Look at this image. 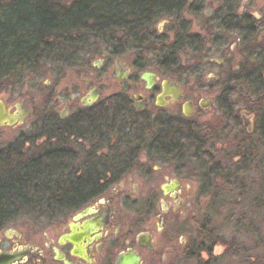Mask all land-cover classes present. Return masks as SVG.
<instances>
[{
    "label": "flooded vegetation",
    "instance_id": "af4514ba",
    "mask_svg": "<svg viewBox=\"0 0 264 264\" xmlns=\"http://www.w3.org/2000/svg\"><path fill=\"white\" fill-rule=\"evenodd\" d=\"M170 3L168 17L161 18V31L167 28V33H156L168 41L172 54H207L205 46L221 41L217 31L238 35L233 26L239 19H261L246 13L248 0ZM9 28L0 23V37H7L0 42L4 71L14 64ZM148 30L154 32L152 26ZM143 60L116 59L115 79L103 78L101 84L81 75L80 85L70 87L72 80L61 93L52 88L46 104L21 102L30 110L24 124L35 121L6 146L11 159L0 161V192L17 201L9 204L0 226V264H117L128 254L144 264L158 241L167 248L178 238L180 258L192 249L207 252L202 250L206 245H191L186 237L185 201L191 191L185 183L195 174L184 154L190 151L191 134L199 130L189 121L212 106L217 90L208 87L218 76L207 73L208 62L154 70ZM173 85L178 94L163 95L164 87L176 92ZM219 92L224 99L225 92ZM32 181L49 185L32 193ZM50 181H56L55 190ZM63 182L71 191H63ZM204 194L202 186L199 195Z\"/></svg>",
    "mask_w": 264,
    "mask_h": 264
},
{
    "label": "trees",
    "instance_id": "16d2710c",
    "mask_svg": "<svg viewBox=\"0 0 264 264\" xmlns=\"http://www.w3.org/2000/svg\"><path fill=\"white\" fill-rule=\"evenodd\" d=\"M170 1L7 0L4 5H0V23L1 25L7 23L10 25L8 38L11 41L10 49L13 51L14 64L9 71H4L0 67V78L9 74H19L20 71H28L30 67L33 68L42 61H49L52 56L59 63L70 66L84 54L86 55V46L93 41L102 44L110 43L112 46L115 44L116 52L119 49H131L137 52L142 49L143 45L152 43L151 47H153L149 50V54L155 50L154 45L160 43V47L157 45L158 49L156 48L159 50L157 54L162 55L161 52L163 51L169 52V48L162 45L165 39L161 35L150 32L148 28L157 19L168 17L172 6ZM258 28V21L255 20L239 19L234 24L233 30L240 37L244 47L243 53L253 49V46L250 47L251 49H245V47L251 42L254 44ZM6 39L7 37H0V42H4ZM116 54L113 53L114 56ZM141 54L144 53H138V56ZM167 57L166 54L163 57V62L158 61L159 65L163 66V70H167L168 65L174 60ZM262 61L264 62V58ZM238 74H240L238 76L239 82L228 86L224 99L222 98L218 102L221 110L219 123L207 124L202 128V131L199 129L189 138L190 150L193 149L195 153H203V155L208 153L209 155L206 154L209 157L207 160L212 158L208 170L210 181L213 182L212 186L215 183V175L220 172L219 170L222 172L230 166L251 162L261 151H264V70L255 74V78H250V82L246 78L245 68L240 67ZM242 97L254 98L253 103L251 105L248 104V101L244 103ZM41 101L43 104L47 103L46 98ZM240 104L246 105L245 108L250 109L251 114L255 115L260 124L257 123L258 126L250 135L246 134L239 126L240 128L237 130L234 129V135L227 137V132H224L225 129L220 125L222 122L230 121V116L236 115L233 112L234 107ZM235 119L238 120L236 116ZM240 132H243V135ZM213 134L221 135L222 142L214 145H209L210 141L205 142ZM254 134L258 135V141L255 143L250 141L249 143V139ZM7 152V149L0 151V161L11 159ZM235 158L239 160L234 162ZM240 180L237 178L235 180L228 179L227 183L231 187L237 188ZM55 182L51 184L50 181V184L54 186L53 190H55ZM48 185L49 183L45 181L41 183L32 181L30 189L32 193H36L40 187L45 189V186ZM56 185L58 184L56 183ZM63 185L64 192L71 191V189L67 190L68 186H65L64 182ZM227 185L213 186L216 192L214 191L212 194L209 206V213H211L213 221L210 220L209 223L218 227H221L223 222L241 223L244 214L257 218L256 209H261L262 212L263 206L257 202L258 198L255 196V203H250L249 200V204L246 194L241 193L242 196L239 194L240 196L235 197L230 194L228 190L230 188L227 189ZM262 191L264 192L263 189ZM45 192L47 191L45 190ZM12 202L17 201L13 198H7L5 194L0 192V226L2 219H6V209ZM260 215L264 216V214ZM263 216L260 217L264 220ZM243 225L245 224L243 223ZM208 233L211 234V230ZM217 245L225 247L224 253L219 257L214 256V248ZM202 250H207V252L201 251V249L197 251L192 249L191 253L188 256H183L179 263L210 264L230 255L233 259L237 257L236 264H264V236L260 241L254 239V241L246 244L232 242L226 244L224 241L215 238ZM237 253L239 256L236 255Z\"/></svg>",
    "mask_w": 264,
    "mask_h": 264
},
{
    "label": "rangeland",
    "instance_id": "374dc122",
    "mask_svg": "<svg viewBox=\"0 0 264 264\" xmlns=\"http://www.w3.org/2000/svg\"><path fill=\"white\" fill-rule=\"evenodd\" d=\"M6 2L7 0H0V5H4ZM245 11L246 13L261 18L260 21H258L259 28L256 33L254 44L251 42L250 45H248L249 47H245V49H251L250 47L253 46L251 51L243 53L244 47L238 35L224 33L223 31L216 32L211 29L210 31L212 34L216 32L217 36L220 35L219 38H221V41L216 44L205 46L208 51L207 54H193L185 51L172 54L171 51H163L161 52L162 55H159L157 54L159 50H156V48L158 49V43L154 45L155 50L150 54L149 50L153 47H151L152 43H148L150 45H143L142 49L138 50L139 54L144 53L143 55L141 54L144 59L140 61L141 64L144 65L145 68L154 70H158V61L163 62V57L166 54L170 59H174L171 63H178L184 65L186 68L198 66L200 63H210V68L207 70V73L217 75L218 80H211V86L208 87V89H216L217 94L215 93L213 104L208 108L205 114L195 116L194 119L189 121L191 126L200 129V131H202V128L207 124H214V122L219 123L221 118V110L218 105V102L221 100L219 91L227 93L228 86L239 82L238 76H240V74L234 72L236 68H245L248 82H250V78H255V74L261 73L264 70V62L262 61L264 58V0H248ZM152 29L154 30V34H157L156 31H161V18L153 23ZM160 33L166 34L167 28H164ZM114 45L112 46L110 43L102 44L101 42L93 41L86 46V55L84 54L77 62L74 61L70 66L59 63L52 56L49 61H42L35 65V67H30L28 71H20L19 74H9L5 78L2 77L0 78V100H3L8 109H13L16 103L28 100L32 102L31 105L35 106L45 98L46 93L52 88H55L57 92L61 93L66 88L67 90L69 89V82L72 80L73 83L70 87L73 85H80L81 75H83V79H97L100 81V84L103 78L107 80L115 79L114 63L116 59L123 60L126 63L129 61V63L133 64L136 58L141 55L136 57L135 51L131 49H119L116 52L115 49L117 48L114 47ZM162 45H164L165 48L169 47L167 40H165ZM158 46L160 47V43ZM113 53H117L116 57H114ZM216 60L222 61L221 64L215 63ZM97 61H103L102 65ZM96 66L100 67L96 69ZM102 85L103 87H107L108 83L104 82ZM195 91L204 92L200 87H197ZM105 93L106 92H104V94ZM241 99L244 103L248 101L249 105H251L254 100V98L247 99V97H242ZM245 107L247 106L243 104L236 105L233 110L236 115L230 116V121L221 123L220 127L225 129L224 132H227V137L234 135L235 130L240 128L239 126H241V129L245 132L239 119V112L243 110L251 114L250 109L248 110V108ZM235 116L238 120L235 119ZM34 121V119L30 120L14 129L8 127L0 128V151L2 149L5 150L6 146L20 133L29 132ZM256 121L257 118L254 117V130L258 126L257 123L260 124V121ZM240 133L243 135V132ZM222 139L221 135L217 136L213 134L209 139L205 140V142L210 141L209 145H214L222 142ZM250 141L252 143L257 142L258 135L254 134L252 138L249 139V143ZM206 154L209 155L208 153ZM206 154L195 153L193 149H191L188 154H184V159L187 163H190L188 166L191 174H195V177L185 183L190 186L191 191L190 198L185 201L186 217H184L188 223L186 237L189 239L190 244L192 245L194 242H198L202 243L203 246H207L212 243L215 238L224 241L226 244L231 242L246 244L254 241V239L260 241L264 236V220L260 217L263 216L260 214H264V196H261L264 195L262 191V189L264 190V151H261L257 156L258 158L256 157L251 162L230 166L225 171L221 172V170H219V174L215 175V183L213 186L222 187L228 184L227 189L230 188L228 190L233 196L238 197L240 195L242 196V194H246L248 203L249 200L250 203H255L256 196L258 198L257 202L263 205L262 212L261 209H256L258 214L257 218L244 214L243 222H223L221 227L209 223L210 220L213 219L212 215H210L211 213H209V206L211 204L210 199L216 190L212 186L213 182L210 181L208 176L209 165L212 162V158L210 157L211 159L207 160L209 157ZM236 178L241 179L238 184L239 186L237 188L231 187V185L227 183V180H235ZM202 186L206 187V194L199 195L200 187ZM259 219H261V221H259ZM243 223L245 225H243ZM210 230L211 234L208 233ZM178 239L173 242L172 246L167 248L161 241H158L152 254L146 255L144 264H181L179 263L181 259L179 256L183 247L179 244ZM236 255L239 256V253ZM236 258L237 257H234L233 259L230 255H227L210 264H236Z\"/></svg>",
    "mask_w": 264,
    "mask_h": 264
},
{
    "label": "water",
    "instance_id": "95a60500",
    "mask_svg": "<svg viewBox=\"0 0 264 264\" xmlns=\"http://www.w3.org/2000/svg\"><path fill=\"white\" fill-rule=\"evenodd\" d=\"M117 78L119 80L122 79L121 75L117 74ZM145 80H150V77L148 76H144L143 77ZM165 86V85H164ZM175 88L176 92H167L166 91V87H164V92L163 95L166 94H171L172 96L178 94V91L176 90L177 87L176 85H173ZM162 95V96H163ZM176 98V97H175ZM161 99V97H160ZM15 112L14 113H10V109H8L5 105V103L0 100V127H12L14 125L17 126H21L22 124H24V122H26L27 120L30 119V110L29 107L26 103H21L15 106ZM186 116H190L189 113H185ZM239 118L241 121V124L244 128V130L246 131L247 134H251L253 132V128H254V124H253V120H254V116L251 114H247L245 111H241L239 112ZM239 159L235 158L234 162H237ZM85 236H88V233L83 236L78 237L77 240L82 241ZM69 240V238H67ZM63 240L61 239L60 242H62ZM224 249L225 247L221 246V245H217L214 248V256L215 257H219L224 253ZM79 254V253H76ZM82 257L88 262L90 263L89 259L86 257V255L83 253ZM67 264V263H66ZM117 264H140V258L137 257L136 255L133 254H128V255H122L118 261Z\"/></svg>",
    "mask_w": 264,
    "mask_h": 264
},
{
    "label": "bare ground",
    "instance_id": "6f19581e",
    "mask_svg": "<svg viewBox=\"0 0 264 264\" xmlns=\"http://www.w3.org/2000/svg\"><path fill=\"white\" fill-rule=\"evenodd\" d=\"M221 244V243H220ZM215 246V245H214Z\"/></svg>",
    "mask_w": 264,
    "mask_h": 264
}]
</instances>
